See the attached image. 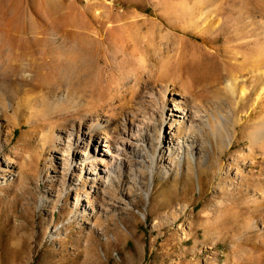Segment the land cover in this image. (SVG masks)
<instances>
[{"label":"rangeland","instance_id":"obj_1","mask_svg":"<svg viewBox=\"0 0 264 264\" xmlns=\"http://www.w3.org/2000/svg\"><path fill=\"white\" fill-rule=\"evenodd\" d=\"M262 54L264 0H0V264H264ZM200 89L231 136L193 151L176 117L181 145L158 146L164 106ZM147 116L164 158L135 163L123 134L106 182L72 164L68 139L100 151L92 122Z\"/></svg>","mask_w":264,"mask_h":264},{"label":"bare ground","instance_id":"obj_2","mask_svg":"<svg viewBox=\"0 0 264 264\" xmlns=\"http://www.w3.org/2000/svg\"><path fill=\"white\" fill-rule=\"evenodd\" d=\"M262 51V50H260ZM263 53V52H262ZM260 54V53H259ZM264 55V54H262ZM261 56V55H260ZM262 58V56H261ZM262 61V59H261ZM263 62V61H262ZM262 64V63H261ZM211 72V71H210ZM229 77V76H228ZM228 87L230 88V90H234L235 89V85L233 82V75L228 78ZM164 93H168V92H173V94L176 95H183V93L186 92L185 89L183 88H173L171 89V87L168 86H164ZM183 87V86H182ZM227 87V88H228ZM207 90H203L200 89L198 91H195L193 95H195V100H193V103H189L188 101H183L180 100L178 103L174 104V108H167V106L165 105L163 108V114L161 116V127H160V131L161 134L157 137L158 140V146H162L163 148H166L168 150V152H171L176 144H180L182 143L181 138L183 137L182 135L178 134V130L176 127V117H184V118H188L190 120L191 123H193V132H196L195 136H188L186 135V138L184 139V145H186L187 147H190L191 149L196 148V144L199 142V138L197 137V135H201L202 137L206 136V135H213L216 139H218L219 136H221L222 132H227L228 136L230 135V132L228 131V118L223 114V113H217L216 110H214V107L216 108V105L212 106V118L210 117V119L208 120H204V116L207 115V111L204 109V104H203V99L202 98H206L207 94L206 93ZM209 91V89H208ZM218 93V92H217ZM219 94V93H218ZM194 99V98H193ZM191 102V101H190ZM192 106L194 109L192 110ZM203 108V110H202ZM205 110V112H204ZM193 112V113H192ZM93 114V113H92ZM153 114V113H152ZM149 117L147 116V119H143V121H141L139 124H136V128H130L128 127L126 124H123L124 127L119 128V129H114L116 130L117 134H110L109 129L105 128V131L102 130L103 126L100 123H91L88 131L87 132H83V136H89L90 140H92L91 138H93L96 135V128H100V151L95 153V154H91L89 153L85 148H89V144L86 143V140L84 137H81L79 135L78 139H68V142H70L71 147H77L74 150V157L72 160V164H74L75 162L78 161V156H80L81 160H83V164H85V162H88V165L90 167L89 169V173H96L98 176L100 175L102 177V179L105 181L108 177H109V171H111V167H117V163L118 160L121 158V154L122 152H120L121 150H123L124 152V145L127 141V139H124V135L130 137V138H134L135 139V143H130V147L132 146L131 150L133 151L134 155L137 158V160H135V163H142V162H146L149 161L151 162V160H149L148 158L151 157L153 163L155 162V160L157 159V156L161 155L162 158H164L165 156V152L162 153V151L160 150V148L158 147L156 149L155 153L149 151V145L151 144V142L149 143V140L152 138L148 132L145 133V130H150L149 127H151L153 124L151 123V121L148 120ZM153 118H151L152 120ZM153 121V120H152ZM181 121H179V127L182 126ZM192 133V132H191ZM106 134V135H104ZM124 134V135H123ZM74 135V133L70 134V138L71 136ZM126 138V137H125ZM169 139V142H168ZM153 140V139H152ZM151 140V141H152ZM222 141V140H221ZM218 142V140H217ZM141 145L143 146H140ZM168 143L167 147L166 144ZM82 144H84L83 146H81ZM106 148H110V150H112V148H115V151H117L118 153H113L112 151H108L106 150ZM179 148H182L181 146ZM162 149V148H161ZM101 152V153H100ZM161 152V153H160ZM124 154V153H123ZM163 154V155H162ZM95 158V160H94ZM95 161L98 164H103L105 166L104 169H99V171H97V168L95 166ZM153 163L151 166H153ZM97 164V165H98ZM117 165V166H116ZM96 171V172H95ZM107 181V180H106ZM105 181V182H106Z\"/></svg>","mask_w":264,"mask_h":264}]
</instances>
